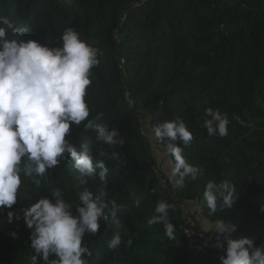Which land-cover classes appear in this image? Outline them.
Here are the masks:
<instances>
[{"label": "trees", "instance_id": "obj_1", "mask_svg": "<svg viewBox=\"0 0 264 264\" xmlns=\"http://www.w3.org/2000/svg\"><path fill=\"white\" fill-rule=\"evenodd\" d=\"M0 16L26 26L25 41L59 47L63 31L73 28L102 51L85 97L90 116L80 126L72 125L66 139L78 152L84 143L94 157L101 148L118 157L106 160V186L98 176L81 178L70 158L38 177L39 189L21 174L17 203L0 209V264H32L31 230L22 210L42 196L52 199L53 188L63 191L74 215L84 188L94 195L103 189L105 199L122 205L117 213L123 224L121 246H107L113 228L109 216L98 234L83 237L92 252L85 257L89 264H221L223 252L178 246L185 239L181 225L188 217L196 221L189 210L194 204L208 222L223 219L236 225L230 238L246 235L255 246L264 244V0H0ZM208 107L228 115L227 136H209L202 126ZM99 113L103 117L97 120ZM177 118L193 134L187 146L177 142L182 154L202 172L173 189L145 127ZM89 123L115 128L124 144L110 148L97 143L94 130L85 127ZM156 142L173 164L164 150L168 141ZM209 180L234 184L237 200L230 209L209 214L203 208ZM158 200L174 206L169 209L174 240L164 234L163 225L148 223Z\"/></svg>", "mask_w": 264, "mask_h": 264}, {"label": "clouds", "instance_id": "obj_2", "mask_svg": "<svg viewBox=\"0 0 264 264\" xmlns=\"http://www.w3.org/2000/svg\"><path fill=\"white\" fill-rule=\"evenodd\" d=\"M27 31L26 26L15 25L8 17L0 16V209H11L17 203L21 174L31 178L39 189L38 177H44L61 160L70 158L81 178L98 176L106 186L109 174L106 160L118 158L115 152L109 153L103 148L94 157L84 143L78 152L76 145L66 139L72 125L80 126L90 116L85 97L92 84L91 70L99 66L102 51L82 40L73 28L63 31L59 47L31 39L25 41L21 37ZM102 117L103 113H99L96 119ZM234 118L244 124L239 117ZM229 123L226 113L211 107L205 109L202 126L209 136H227ZM85 127L94 130L97 143L110 148L125 142L115 128L109 130L107 125L91 123ZM150 132L156 140L168 141L164 150L173 159L168 174V183L173 189L182 188L185 178L195 180L201 174L199 166L187 162L177 143L187 146L193 139L182 119L155 124ZM86 182L81 180L82 184ZM50 194L52 199L42 196L22 210L25 225L31 230L32 264H89L85 257H91L92 252L83 237L98 234L101 222L108 221L109 216L113 228L107 246L111 250L121 246L123 224L117 213L122 205L116 199H105L103 189L94 195L84 188L78 197L82 206H76V215L60 188L51 189ZM203 197L209 214L216 213L218 208L230 209L237 200L234 184L229 180L220 183L209 180ZM173 207L166 200H158L156 214L148 221L163 225L164 234L170 240L175 239V224L169 217V209ZM260 211L264 212V204ZM13 215L12 211L8 212L9 222ZM212 230L214 247L224 249L221 264H264V244L255 246L254 240L246 235L230 238L236 225L216 219ZM127 243L131 245L132 241Z\"/></svg>", "mask_w": 264, "mask_h": 264}, {"label": "built area", "instance_id": "obj_3", "mask_svg": "<svg viewBox=\"0 0 264 264\" xmlns=\"http://www.w3.org/2000/svg\"><path fill=\"white\" fill-rule=\"evenodd\" d=\"M142 1L141 4H143ZM162 185H167L166 180H161ZM181 231L184 234V241L180 243L178 246L186 247L190 251H220L224 253V249H217L214 247L215 239L213 236L206 234L204 231H198V225L193 218L188 217V219L181 225ZM226 247V245H225Z\"/></svg>", "mask_w": 264, "mask_h": 264}, {"label": "crops", "instance_id": "obj_4", "mask_svg": "<svg viewBox=\"0 0 264 264\" xmlns=\"http://www.w3.org/2000/svg\"><path fill=\"white\" fill-rule=\"evenodd\" d=\"M156 152H157L156 156L160 157V159H161L160 164L162 165L164 172L166 171V173L169 174L170 168L172 167V162L168 161L165 157H162L160 150H159V153H158V151H156ZM189 210L195 216L197 223L199 224V226L201 227V229L204 232H207V233L214 232L212 230L214 224L208 222L205 219V217L203 216V214H202V212L199 209L197 204L189 205Z\"/></svg>", "mask_w": 264, "mask_h": 264}, {"label": "rangeland", "instance_id": "obj_5", "mask_svg": "<svg viewBox=\"0 0 264 264\" xmlns=\"http://www.w3.org/2000/svg\"><path fill=\"white\" fill-rule=\"evenodd\" d=\"M150 129H151V127L149 126V125H147L146 127H145V134H146V137H147V139L149 140V142H150V144H151V148L156 152V151H158V153H159V150L161 149L158 145H157V142H156V139L152 136V134H151V132H150ZM160 152H161V150H160ZM157 153V152H156ZM161 156L162 157H165L166 159H167V157L165 156V154L164 153H162L161 152ZM160 156V155H159ZM159 160L161 161V159H160V157H159ZM171 169V168H170ZM201 204H202V206H203V208L204 207H207V205H206V202H205V200H204V197H202V199H201Z\"/></svg>", "mask_w": 264, "mask_h": 264}]
</instances>
